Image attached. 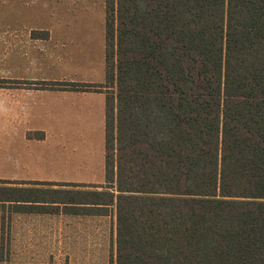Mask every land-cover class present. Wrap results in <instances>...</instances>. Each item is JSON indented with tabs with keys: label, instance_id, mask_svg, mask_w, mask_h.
<instances>
[{
	"label": "trees",
	"instance_id": "obj_1",
	"mask_svg": "<svg viewBox=\"0 0 264 264\" xmlns=\"http://www.w3.org/2000/svg\"><path fill=\"white\" fill-rule=\"evenodd\" d=\"M105 7V184L64 202L114 208L115 264H264V0Z\"/></svg>",
	"mask_w": 264,
	"mask_h": 264
},
{
	"label": "crops",
	"instance_id": "obj_2",
	"mask_svg": "<svg viewBox=\"0 0 264 264\" xmlns=\"http://www.w3.org/2000/svg\"><path fill=\"white\" fill-rule=\"evenodd\" d=\"M100 1L105 18V0ZM83 11V0H0V52L10 53L13 72L10 77L6 74L0 77V163L11 164L7 171L1 167L0 173L13 172L10 178L0 177V181L11 183L0 185L14 188L9 197H0V229L76 228L83 218L108 216V213H75L70 206L84 205L65 203L66 194L62 190L67 189L66 184L76 182L62 181L68 179L62 172L41 176L42 173L37 174L31 168L38 159L44 166L48 162L57 167L64 164L61 149L67 144L65 134L82 130L83 124L77 122L90 123L93 115L98 123L99 120L104 123L105 140L106 92L74 88L79 82L58 76L62 62L72 64L76 59L75 47L83 44L81 40L77 42V38L92 33L87 16H84L85 23L82 21ZM70 46L73 47L69 49ZM81 50L82 47L76 51ZM4 57L0 60L7 59ZM48 62L55 77H49L47 71L35 75L36 64L40 63L44 69ZM86 126L88 129L89 124ZM49 134L54 138L51 142L46 140ZM37 149L40 150L37 152ZM103 153L98 170L103 172L105 183V149ZM53 165L54 170L61 169ZM82 171L91 172L92 169L85 167ZM51 192L59 196L48 201L45 195ZM20 233L14 235L18 247L29 244L28 240H20L28 234Z\"/></svg>",
	"mask_w": 264,
	"mask_h": 264
},
{
	"label": "rangeland",
	"instance_id": "obj_3",
	"mask_svg": "<svg viewBox=\"0 0 264 264\" xmlns=\"http://www.w3.org/2000/svg\"><path fill=\"white\" fill-rule=\"evenodd\" d=\"M101 3L102 1L100 0H83L82 21L84 22V16H87L88 21L92 24V27L88 26L92 33L83 35L82 38H77L76 41L79 42L81 40L83 44L77 48L75 47V54L77 55L74 62L67 64L68 62L65 63L64 61L59 66L61 73H58V76L68 81L79 82V86H101L106 82L105 64H103L105 18ZM79 22L80 20L76 23ZM77 42H75L76 45H78ZM71 47L73 46H70L69 49ZM81 47L83 50L77 52L76 50ZM2 56H5L4 58L7 57V59L0 60V77L5 74L10 77L13 75L9 60L10 53L5 55L0 52V57ZM50 64V62L45 63L44 69H41L40 63L36 64L38 67H35V75H40L47 71L48 76L54 78L55 72L49 70ZM37 71H39V74ZM103 91L104 93L115 94V86H113L112 90L103 88ZM77 123L83 124L82 130L65 134L67 144L61 149V153H64V160L61 161L65 162L64 164L57 167L48 162L44 166V163L38 159L35 163H32L31 168L37 174L42 173L43 175L41 176H53L56 172H62V176L68 178L67 180H62L65 182L80 184L101 183L104 186V174L101 169L98 170L104 155V123L100 120L98 123L94 115L91 116L90 123ZM86 124H89L88 129ZM77 126L79 127V125ZM46 140L48 142L53 141V135L49 134ZM71 144L81 146L72 147ZM39 150L37 149V152ZM7 163H0V168L3 167L4 171L9 170L11 164ZM52 165L61 169L56 171L52 168ZM85 167L91 168L92 171H82ZM12 173H0V177L10 178ZM73 178L77 180H71ZM69 186L67 187L68 189L81 191L103 189V187ZM47 194L45 197L48 201H52L59 196L58 193L53 192ZM2 196L8 197V194L7 191L0 188V197ZM86 199L94 201L96 198L90 196V198ZM76 200L78 201V199ZM108 210V216L106 217L83 218L80 226L78 222V227L76 228L0 229V264H115V212L114 208H109ZM69 218L72 219L71 217ZM20 232L28 234L27 237H20V240H28L29 244L18 247L15 241L16 236L14 237V235Z\"/></svg>",
	"mask_w": 264,
	"mask_h": 264
}]
</instances>
